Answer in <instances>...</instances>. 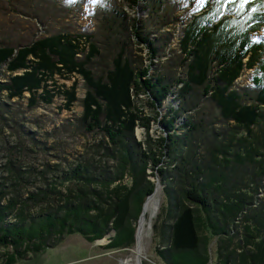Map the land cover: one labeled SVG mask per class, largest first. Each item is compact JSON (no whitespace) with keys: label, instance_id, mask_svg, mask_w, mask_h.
I'll use <instances>...</instances> for the list:
<instances>
[{"label":"trees","instance_id":"1","mask_svg":"<svg viewBox=\"0 0 264 264\" xmlns=\"http://www.w3.org/2000/svg\"><path fill=\"white\" fill-rule=\"evenodd\" d=\"M149 2L141 10L161 11ZM126 18L114 11L97 39L56 32L0 44V264L72 233L93 242L113 229L107 248L131 246L150 177L163 185L153 224L163 264H209L212 253L213 264H264V0H204L168 55L169 33L152 38ZM142 44L158 58L153 71ZM73 76L80 99L76 80L57 83ZM57 95L81 112L47 127L33 112ZM153 121L165 128L155 138ZM68 135L93 136L90 152L69 151Z\"/></svg>","mask_w":264,"mask_h":264},{"label":"rangeland","instance_id":"2","mask_svg":"<svg viewBox=\"0 0 264 264\" xmlns=\"http://www.w3.org/2000/svg\"><path fill=\"white\" fill-rule=\"evenodd\" d=\"M152 1V0H151ZM158 2V0H157ZM160 12L152 10H141V7L148 4L149 0H137V5H127L125 0H0V44L21 45L30 43L31 40L45 33H70L93 34L99 38V28L103 23L113 16V12L124 13L126 23L132 19L139 20L144 24L146 32L152 38L164 39L169 33L168 45L164 49L168 55L170 49L176 48L178 34L187 23L190 17L196 14L199 6L204 0H159ZM131 33V28H129ZM182 32V31H181ZM261 31L256 32L253 37L260 36ZM143 47L141 55L146 64H151V71L157 67L158 58H153L150 62L148 49ZM165 58L161 56V60ZM252 69H245L237 79L238 86L250 84ZM59 85L64 84L69 87L76 80L77 97L80 99L84 92V83L78 76L70 78H56ZM175 95L162 102L159 108L157 120L160 122L166 116L168 102H173ZM144 99V96H141ZM64 100L61 96L54 97L53 102L45 105L41 104L33 112L34 116H39L47 127H57L61 122L70 117H75L81 112L79 102H76L68 110L63 106ZM144 105V106H143ZM144 113L154 116V111L149 106L142 104ZM153 121L149 134L154 138L164 132L161 123ZM178 125V124H176ZM137 140H143L145 132L142 128H136ZM69 151L76 154L90 152V144L94 137L91 135H68L65 139ZM110 165L112 161L108 162ZM154 182V196L149 212L146 215V223L141 235V249L134 253L138 245L137 238L140 228V217L138 216L134 234V242L131 246L119 249L107 248L108 243L114 236L115 231L109 229L102 238L93 242L86 240L78 233L63 235L54 246L43 249L36 255H29L28 258L17 260L14 264H163L157 256L156 247L158 239L153 231V224L157 221L161 207L165 204L163 185L158 177H150ZM159 187V189H156ZM157 190V191H156ZM146 199V198H145ZM142 209V207H141ZM141 213V212H140ZM140 215V214H139ZM213 245V244H212ZM211 249V246H210ZM214 252V247L212 246ZM214 255L209 264H213ZM140 262V263H139Z\"/></svg>","mask_w":264,"mask_h":264},{"label":"bare ground","instance_id":"3","mask_svg":"<svg viewBox=\"0 0 264 264\" xmlns=\"http://www.w3.org/2000/svg\"><path fill=\"white\" fill-rule=\"evenodd\" d=\"M156 189H159V187H157ZM153 198H154V196H152L151 198H149V200L147 199L146 203L144 204L143 211H142V215L140 217L141 218L140 219V228H138L139 229V234H138V238H137L138 245L136 246V248L134 250V253H137V250L138 249H141L140 248V246H141V235H142L143 230H144V227H145L146 215L149 212L150 205H151V202H152Z\"/></svg>","mask_w":264,"mask_h":264},{"label":"water","instance_id":"4","mask_svg":"<svg viewBox=\"0 0 264 264\" xmlns=\"http://www.w3.org/2000/svg\"><path fill=\"white\" fill-rule=\"evenodd\" d=\"M154 190H155V187H154ZM154 190H153V192H154ZM153 192H152V193H153ZM152 193L149 194V195L146 197V199L144 200V202H143V204H142V209H141V213H140L139 217H141V215H142V211H143L144 204L146 203L148 197H150V196L152 195Z\"/></svg>","mask_w":264,"mask_h":264},{"label":"snow or ice","instance_id":"5","mask_svg":"<svg viewBox=\"0 0 264 264\" xmlns=\"http://www.w3.org/2000/svg\"><path fill=\"white\" fill-rule=\"evenodd\" d=\"M245 2H247V0H245Z\"/></svg>","mask_w":264,"mask_h":264}]
</instances>
